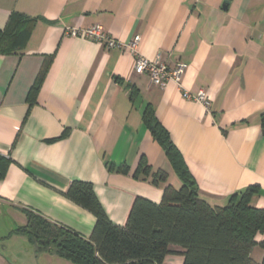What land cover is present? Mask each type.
<instances>
[{
  "label": "crops",
  "instance_id": "crops-1",
  "mask_svg": "<svg viewBox=\"0 0 264 264\" xmlns=\"http://www.w3.org/2000/svg\"><path fill=\"white\" fill-rule=\"evenodd\" d=\"M223 1L0 0V28L13 11L37 18L21 54H0V154L11 159L0 179V208L17 223L14 230L26 223V208L88 237L93 214L62 195L75 180L92 183L117 225L125 224L134 197L158 203L166 183L179 188L144 124L147 105L181 151L203 199L224 205L231 193L258 185L252 204L264 209V0H228L226 9ZM96 24L122 43L138 34L139 52L149 60L183 62L182 87L192 94L204 89L210 112L185 99L174 81L160 87L136 74L128 49L66 33ZM48 55L29 104L27 93ZM141 159L152 171L164 170L166 181L135 177ZM255 241L250 255L260 262L264 231ZM170 249L163 264H182L183 249ZM34 253L28 264H72ZM0 264L24 263L0 256Z\"/></svg>",
  "mask_w": 264,
  "mask_h": 264
},
{
  "label": "trees",
  "instance_id": "trees-1",
  "mask_svg": "<svg viewBox=\"0 0 264 264\" xmlns=\"http://www.w3.org/2000/svg\"><path fill=\"white\" fill-rule=\"evenodd\" d=\"M36 19L11 12L0 28V54H21ZM50 60L51 55L45 56L27 93L29 104ZM142 118L181 180L179 188L166 183L158 203L134 197L125 224L117 225L105 212L92 183L75 180L62 195L93 214L95 220L88 237L26 208V223L14 232L26 236L36 253L46 251L73 264H163L164 257L172 253L171 245L183 249L182 264H264V256L255 262L250 255L257 244L255 236L264 231V209L252 204L258 185L231 193L224 205L209 204L199 195L181 151L149 105ZM260 118L264 124V112ZM10 162L9 157L0 154V179ZM108 167L127 170L126 165L109 163ZM139 175L143 179L150 176L154 183L166 181L164 170L152 171L142 159L134 172L135 177ZM258 244L264 247V242Z\"/></svg>",
  "mask_w": 264,
  "mask_h": 264
},
{
  "label": "built area",
  "instance_id": "built-area-1",
  "mask_svg": "<svg viewBox=\"0 0 264 264\" xmlns=\"http://www.w3.org/2000/svg\"><path fill=\"white\" fill-rule=\"evenodd\" d=\"M66 33L69 35L90 37L106 48L123 47L128 49L133 56V71L136 74H146L152 85L160 87L168 81H174L185 99L197 101L207 113L210 112V101L204 89H199L196 93L192 94L182 87L181 78L186 65L178 61L173 66H169L166 63L160 62L158 59L149 60L143 57L138 48L140 42V36L138 34L134 35L127 43H122L111 38L104 32L103 27L98 24L81 30L68 29Z\"/></svg>",
  "mask_w": 264,
  "mask_h": 264
},
{
  "label": "rangeland",
  "instance_id": "rangeland-1",
  "mask_svg": "<svg viewBox=\"0 0 264 264\" xmlns=\"http://www.w3.org/2000/svg\"><path fill=\"white\" fill-rule=\"evenodd\" d=\"M5 210L0 208V256L5 259H18L24 264L34 261V251L29 249L28 251L23 247H30L26 236H17L16 233H12L16 226L14 221L10 219V216L4 215ZM8 214V213H7ZM18 250V252H17ZM35 264V263H34ZM50 264V263H48ZM73 264V263H72Z\"/></svg>",
  "mask_w": 264,
  "mask_h": 264
},
{
  "label": "water",
  "instance_id": "water-1",
  "mask_svg": "<svg viewBox=\"0 0 264 264\" xmlns=\"http://www.w3.org/2000/svg\"><path fill=\"white\" fill-rule=\"evenodd\" d=\"M228 4H229V1L228 0H224L223 3H222V8L226 9Z\"/></svg>",
  "mask_w": 264,
  "mask_h": 264
}]
</instances>
